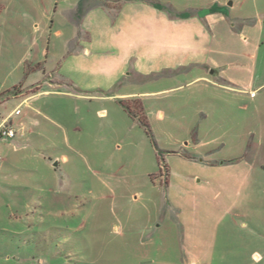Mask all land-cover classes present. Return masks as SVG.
Here are the masks:
<instances>
[{"label": "rangeland", "instance_id": "obj_1", "mask_svg": "<svg viewBox=\"0 0 264 264\" xmlns=\"http://www.w3.org/2000/svg\"><path fill=\"white\" fill-rule=\"evenodd\" d=\"M12 110L0 264H264V0H0Z\"/></svg>", "mask_w": 264, "mask_h": 264}, {"label": "crops", "instance_id": "obj_2", "mask_svg": "<svg viewBox=\"0 0 264 264\" xmlns=\"http://www.w3.org/2000/svg\"><path fill=\"white\" fill-rule=\"evenodd\" d=\"M188 27H191L190 25H187ZM184 29H185V27H184V25H181L180 27L179 26H177V28H176V32H175V34L176 35H180V36H182L183 35V33H184ZM256 88H251V89H249V91L250 92H254V90H255ZM16 108V107H15ZM14 108V109H15ZM13 109V110H14ZM13 110L9 113V114H7L5 117H3L2 119H1V121H0V124H2V123H4V122H8V123H10L11 121H10V119H8V118H10L9 116H10V114L13 112ZM15 114H16V112H15ZM219 264H226V263H219Z\"/></svg>", "mask_w": 264, "mask_h": 264}, {"label": "built area", "instance_id": "obj_3", "mask_svg": "<svg viewBox=\"0 0 264 264\" xmlns=\"http://www.w3.org/2000/svg\"><path fill=\"white\" fill-rule=\"evenodd\" d=\"M0 136H4L7 138H12L15 136V131L13 128H8L6 125H0Z\"/></svg>", "mask_w": 264, "mask_h": 264}]
</instances>
